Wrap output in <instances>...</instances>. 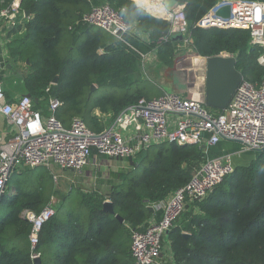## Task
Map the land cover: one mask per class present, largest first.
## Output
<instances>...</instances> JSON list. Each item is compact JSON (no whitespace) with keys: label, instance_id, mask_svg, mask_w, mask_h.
<instances>
[{"label":"trees","instance_id":"16d2710c","mask_svg":"<svg viewBox=\"0 0 264 264\" xmlns=\"http://www.w3.org/2000/svg\"><path fill=\"white\" fill-rule=\"evenodd\" d=\"M11 1L0 0V10ZM217 1L177 0L184 4L190 50L205 57H235L243 79L258 85L264 67L257 62L260 50L251 43L248 30L196 25ZM137 2L21 0L20 9L29 11L28 16L19 14L11 28L1 21L0 32L7 38L14 35L6 42L5 64L23 68V95L46 102L50 96L57 98L62 105L56 117L65 126L76 116L95 132L140 97L161 95L160 87L148 94L145 83L151 80L141 72L140 54L155 50L165 76L180 55L182 42L170 36L158 42L169 33V21L155 7L139 11ZM103 3L121 10L125 21L147 33L148 42L133 32L123 34L121 40L82 22L83 13ZM55 75L57 82L51 84ZM91 85L96 87L92 92ZM147 151L139 165L132 161L128 170L112 173L119 182L107 195L75 187L60 192L45 167H16L0 202L8 204L7 213L0 217V264H32L30 223L22 213L39 212L52 196L58 198L56 212L42 226L35 248L41 264H134L131 230H143L153 213L159 219L161 211H150L148 206L186 184L206 158V149L199 145L161 143ZM256 152L249 164L234 166L206 198L195 202L198 214L183 213V225L176 220L167 233L171 264H264V150ZM107 199L114 214L102 209Z\"/></svg>","mask_w":264,"mask_h":264},{"label":"built area","instance_id":"2783aa9c","mask_svg":"<svg viewBox=\"0 0 264 264\" xmlns=\"http://www.w3.org/2000/svg\"><path fill=\"white\" fill-rule=\"evenodd\" d=\"M20 1L12 0L8 7L0 10V22L13 26L19 14L24 17ZM146 1L170 23L169 33L158 42L180 33L183 39L179 48L189 46L184 4L177 2L166 9V0ZM224 6L229 7L228 16L216 15V11ZM81 20L121 40L122 35L133 28L123 19L121 10L108 3L92 7L82 14ZM196 25L248 30L251 43L260 50L257 62L264 67V0H218ZM140 55L141 60L147 56L145 53ZM45 91L48 92L49 87ZM61 105V101L50 96L44 114L33 108L32 98L25 94L8 101L0 81V113L13 128L9 138H0V193L5 189L8 174L21 166L48 169L56 166L60 170L80 172L92 157L134 158L140 151L161 143L205 145L206 149L227 139L240 141L246 150L264 149V76L258 85L243 79L226 108L217 110L218 113L172 91L149 99L140 97L98 132L76 116L65 126L56 117ZM233 170L231 155L206 157L186 184L152 204L154 211H161V217L148 221L143 230H131L130 251L134 264H162L159 258H162L164 243H167V252L171 255L167 233L184 212L186 203L206 198ZM59 178L62 176L53 175L55 181ZM56 203L52 196L39 212L25 210L22 213L30 223L28 239L32 260L40 257L35 248L42 226L55 215Z\"/></svg>","mask_w":264,"mask_h":264},{"label":"water","instance_id":"95a60500","mask_svg":"<svg viewBox=\"0 0 264 264\" xmlns=\"http://www.w3.org/2000/svg\"><path fill=\"white\" fill-rule=\"evenodd\" d=\"M175 4H177V0L164 1L166 9ZM228 13V6L221 7L216 11V15L222 17L228 16ZM28 14L29 11L24 12L25 17ZM170 39L172 41H182L183 36L180 33H174L170 36ZM7 67L10 66L7 65ZM169 73L171 76L169 82L177 93L208 108L220 111L226 108L236 88L243 80V75L235 68V57L229 55L205 57L193 51L180 54L175 59L173 68ZM57 78L58 75L53 77L52 84L57 82ZM95 88L94 85H91L90 92ZM26 95L30 97L29 94ZM233 141L240 142L238 140ZM204 147L205 145H202V148ZM147 150L144 149L136 154L133 161L140 164L147 156ZM3 193L4 191L0 193V202ZM102 209L107 213L114 214L112 202L109 200L103 202ZM148 209L154 211L152 206H148ZM114 216L119 223H123V218L119 214ZM183 235L187 237L189 234L183 233ZM32 264H41L40 257L33 259Z\"/></svg>","mask_w":264,"mask_h":264},{"label":"crops","instance_id":"0c3cea01","mask_svg":"<svg viewBox=\"0 0 264 264\" xmlns=\"http://www.w3.org/2000/svg\"><path fill=\"white\" fill-rule=\"evenodd\" d=\"M7 26L9 28H11L10 24H8ZM131 32H133L134 36L138 37L141 41L148 42L147 33L137 30L135 24H133V28H132ZM0 34H1V38H0V81L4 85L5 96L8 95L9 98L15 99L18 96L23 95V93H24V90H23L22 85H21L22 76H23V68H18L16 66H14V68L11 69L10 67L9 68L7 67V64H5V58H7L6 42L10 39H13L14 35L7 38V36L5 34H3L1 32H0ZM145 55H147V56L144 58V60H141V67H142L141 72L144 74V70L151 69V75L155 76L156 79L157 78L159 79V76L161 75V72L164 69L159 67V63L157 61V56H156L155 50H150V51L146 52ZM152 72L154 74H152ZM159 81H160V79H159ZM162 83H163V80L160 83L158 82L159 85H162ZM32 100L35 102L34 103V107H35L34 109L35 110H40V111L46 110V107H47L46 101L41 100V99H40V101H37L36 99H32ZM94 113H95V115H100V112L98 110H95ZM12 132H13V128L8 125L5 117L0 113V138H2L3 140H6L7 138H9L12 135ZM219 143H221V141H219L215 145L208 146L206 148V152H207L206 157L207 158H216L218 156L219 157L225 156L226 152H224L225 151L224 150V143H221V145H219ZM226 155H229V154H226ZM133 159L134 158H124L122 160L120 159V161H121L120 166L117 165L119 167H117L116 170H119V169L126 170L125 168H127L128 165L132 163ZM231 160H232V163L234 166H237V165L244 163V162L240 161L239 159H235V157L233 155H231ZM101 161L102 162H108V161L111 162V161H113V159H109V158H106L103 156L92 157V160L90 161V163L86 167L97 165ZM114 161H119V160L114 159ZM85 168L82 171H84ZM82 171H80V172L72 171V173L74 175H77V177H78V176H80L79 174ZM77 177H76V179H77ZM71 183H72V181H71ZM70 188H71V186L68 187V189H70ZM75 188H77V187H75ZM83 191H86V190H83ZM57 199L58 198H56V200ZM195 202L196 201L187 202L185 210H184V212H182V214L183 213H187L190 215L198 214L199 211H198V207L195 206ZM181 215L177 219H178V222L183 225V223H185L186 220L185 219L182 220L183 216L181 217ZM152 219H157L156 213H153L152 216L147 221H150ZM176 220L174 221V223L176 222ZM167 251H168V245H167V243H164V247H163V251H162V253H163L162 258L161 257L159 258V261L162 264H171V255L168 254Z\"/></svg>","mask_w":264,"mask_h":264},{"label":"rangeland","instance_id":"374dc122","mask_svg":"<svg viewBox=\"0 0 264 264\" xmlns=\"http://www.w3.org/2000/svg\"><path fill=\"white\" fill-rule=\"evenodd\" d=\"M0 38H1V34H0ZM190 47L189 46H185L184 50H182L180 48L179 52L180 54L182 53H186V52H190ZM163 71L161 72V75L159 76V79L153 75H151V69H147L144 70V76L148 79H150L151 81H148L145 83V87L148 90V94H153L155 90H157V87H160L161 90H163V92L169 93L172 91H176L172 86L171 83L169 82L170 79V73L167 72L165 74V76H163L164 74H162ZM152 74H154L152 72ZM164 77V78H163ZM163 80L162 85H159L158 82L160 83ZM2 84V88L4 90V85ZM177 92V91H176ZM109 117H106L104 119V121H108ZM221 143H224V152L225 155L229 154V155H233L235 157V159H239L240 161L244 162L243 164H240L241 166H243L244 164H249V162L253 159L256 158L257 156V152L253 151V150H246L243 148V145L240 142H235L233 140H227V139H222L220 140ZM221 143H219V145H221ZM207 153V152H206ZM224 155V154H223ZM222 156V155H221ZM219 157V156H218ZM217 158V157H216ZM120 160L119 161H111V162H99L97 165H93V166H89L86 167L84 171H82L77 177V175H74L72 173V170H60L59 168H57L56 166H52L51 168H46L49 173L52 176V180L53 183L57 186L58 190L60 192H65L67 191V188L69 186L71 187H77L80 188L82 190H86V191H94L97 190L105 195H107L111 188L118 183V179L116 176L112 175V173H114L117 169V167L120 166ZM119 165V166H117ZM139 165V164H137ZM132 167V163L128 165L127 168H125L126 170H128L129 168ZM141 168V166L137 167V170L139 172V169ZM57 175L60 176L62 175V178L57 179V181H55L53 179V175ZM77 177V179H76ZM72 183H71V181ZM8 211V204L3 203L0 205V217H3Z\"/></svg>","mask_w":264,"mask_h":264},{"label":"clouds","instance_id":"9594fccd","mask_svg":"<svg viewBox=\"0 0 264 264\" xmlns=\"http://www.w3.org/2000/svg\"><path fill=\"white\" fill-rule=\"evenodd\" d=\"M136 7L139 11L142 12L147 10L148 4L145 2V0H138Z\"/></svg>","mask_w":264,"mask_h":264}]
</instances>
